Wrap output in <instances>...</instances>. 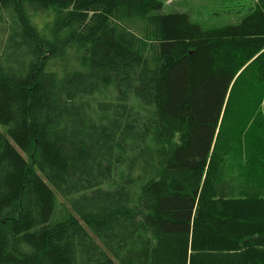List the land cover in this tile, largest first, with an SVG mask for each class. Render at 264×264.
<instances>
[{
	"label": "trees",
	"instance_id": "16d2710c",
	"mask_svg": "<svg viewBox=\"0 0 264 264\" xmlns=\"http://www.w3.org/2000/svg\"><path fill=\"white\" fill-rule=\"evenodd\" d=\"M161 8L0 0V264H264V0Z\"/></svg>",
	"mask_w": 264,
	"mask_h": 264
},
{
	"label": "rangeland",
	"instance_id": "374dc122",
	"mask_svg": "<svg viewBox=\"0 0 264 264\" xmlns=\"http://www.w3.org/2000/svg\"><path fill=\"white\" fill-rule=\"evenodd\" d=\"M161 12H186L203 29L234 24L252 10L255 0H160ZM2 38H3V34Z\"/></svg>",
	"mask_w": 264,
	"mask_h": 264
}]
</instances>
